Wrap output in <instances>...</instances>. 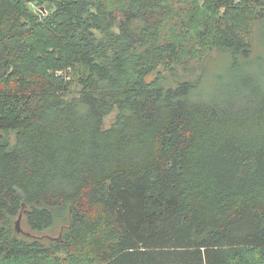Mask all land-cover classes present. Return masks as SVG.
<instances>
[{
	"label": "trees",
	"instance_id": "obj_1",
	"mask_svg": "<svg viewBox=\"0 0 264 264\" xmlns=\"http://www.w3.org/2000/svg\"><path fill=\"white\" fill-rule=\"evenodd\" d=\"M245 17L264 0H0V264H264L263 92L148 82L247 61ZM20 214L62 237L16 236Z\"/></svg>",
	"mask_w": 264,
	"mask_h": 264
},
{
	"label": "rangeland",
	"instance_id": "obj_2",
	"mask_svg": "<svg viewBox=\"0 0 264 264\" xmlns=\"http://www.w3.org/2000/svg\"><path fill=\"white\" fill-rule=\"evenodd\" d=\"M30 7L44 15L47 14L44 6L32 4ZM201 19L202 15L198 17V21L200 22ZM242 21L245 29H250V42L252 43V54L247 61L234 62L228 53L201 50L195 53V57L190 59V63L176 67L173 72L166 70L165 67L159 68L148 77V82L154 81L160 75L166 78L165 80L169 85H176L177 82H185L186 80L197 82L196 88L189 97L190 100L218 106H224L228 103L242 105L246 101L250 102L254 98L253 90L257 88L264 94V87H260L264 85V21L251 22L249 17L243 18ZM192 27L193 33L197 30L195 23ZM117 115L118 113L114 112L106 117V129L111 128L116 123ZM11 140L14 141V136L11 137ZM16 221L13 223L15 230ZM21 228L31 237L46 240L48 236L57 238L62 233L60 223L51 230L37 234L32 233L22 219Z\"/></svg>",
	"mask_w": 264,
	"mask_h": 264
},
{
	"label": "water",
	"instance_id": "obj_3",
	"mask_svg": "<svg viewBox=\"0 0 264 264\" xmlns=\"http://www.w3.org/2000/svg\"><path fill=\"white\" fill-rule=\"evenodd\" d=\"M22 219H23V215L20 214L18 220L16 221V233H15V234H16V236H18V235H20V234H25V235H27V236H30L29 233H25L24 230L21 228V222H22ZM61 237H62V235H60V238H61ZM47 238L52 239V240H56V239H58V238H53V237H50V236H48Z\"/></svg>",
	"mask_w": 264,
	"mask_h": 264
}]
</instances>
